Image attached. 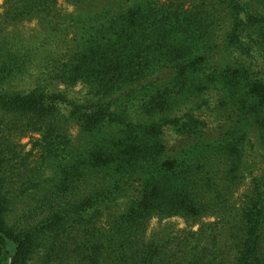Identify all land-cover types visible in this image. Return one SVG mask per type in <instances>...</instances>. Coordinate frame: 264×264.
I'll return each mask as SVG.
<instances>
[{
  "label": "trees",
  "instance_id": "1",
  "mask_svg": "<svg viewBox=\"0 0 264 264\" xmlns=\"http://www.w3.org/2000/svg\"><path fill=\"white\" fill-rule=\"evenodd\" d=\"M58 1L5 0L0 17L42 28L0 29V264H264V165L236 198L252 132L264 152V0ZM37 65L35 90L8 86ZM156 216L218 221L181 241L148 235Z\"/></svg>",
  "mask_w": 264,
  "mask_h": 264
},
{
  "label": "rangeland",
  "instance_id": "2",
  "mask_svg": "<svg viewBox=\"0 0 264 264\" xmlns=\"http://www.w3.org/2000/svg\"><path fill=\"white\" fill-rule=\"evenodd\" d=\"M5 0H0V17L5 14ZM129 5V0H91L84 4L77 5L68 3L65 0H59L57 3V8L63 14H72L76 13L78 10H83L86 13L90 11H102L104 8L109 7V10L116 9H124ZM0 29L4 30L5 33H12L13 35H17V40H36L38 37H42V28L37 19H23L20 22L3 24ZM76 31L72 30V33ZM77 33V32H76ZM42 74V71L39 69V66H35L32 68L25 76L20 79L14 80L9 83V87L13 91L22 92V93H30L36 89L38 83L39 76ZM43 86L48 88V92L53 93L52 95H63L69 101H85L87 99V90L84 85L78 83L76 85L64 84L62 82H53L50 83L48 81ZM63 113L68 116V108L66 105L61 104ZM206 116V115H205ZM208 121L211 122V119L208 116L205 117ZM214 127H217L218 124L214 119ZM172 132V131H171ZM169 131L168 135V144L172 147L179 143V138H176V134ZM71 134L77 141L76 137L78 135V128L75 123L71 124ZM22 144L24 146V151L29 152L32 151V141L31 136H27L22 140ZM247 177L244 185L239 189L236 193V198L244 199L245 193L249 190L251 186V182L254 177H258L262 175V168L264 165L263 160V149L260 145L258 136L256 132H252L250 134L247 147ZM251 189V188H250ZM218 220L213 216H206L197 221H187L185 218L181 216H174L171 218H161L156 216L152 218L148 225V235H151L154 232H159L166 227L169 228L171 233L175 238H179L184 240L185 238L191 239L192 237L201 236L202 241H205V236L208 234L210 230L211 224L213 225ZM204 237V238H203Z\"/></svg>",
  "mask_w": 264,
  "mask_h": 264
}]
</instances>
